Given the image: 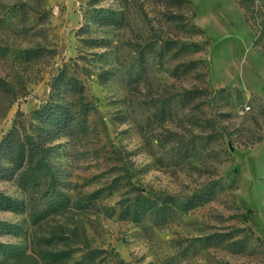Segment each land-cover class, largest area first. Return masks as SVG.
<instances>
[{
	"label": "rangeland",
	"instance_id": "obj_1",
	"mask_svg": "<svg viewBox=\"0 0 264 264\" xmlns=\"http://www.w3.org/2000/svg\"><path fill=\"white\" fill-rule=\"evenodd\" d=\"M63 68L86 124L0 180V264H264V0H0V141Z\"/></svg>",
	"mask_w": 264,
	"mask_h": 264
},
{
	"label": "trees",
	"instance_id": "obj_2",
	"mask_svg": "<svg viewBox=\"0 0 264 264\" xmlns=\"http://www.w3.org/2000/svg\"><path fill=\"white\" fill-rule=\"evenodd\" d=\"M83 86L63 68L53 78L44 103L29 114L18 110L12 127L0 141V180L12 181L26 192L36 187L43 177L48 178L51 174L48 144L61 132L74 136L86 124L87 111L64 100L67 94L82 93ZM144 200V208L134 203L126 208L124 215L138 219L146 208L160 205L159 201L150 203L148 197ZM201 204L202 200L192 197L183 202L182 207L189 210ZM0 210L25 212L27 203L0 190Z\"/></svg>",
	"mask_w": 264,
	"mask_h": 264
}]
</instances>
